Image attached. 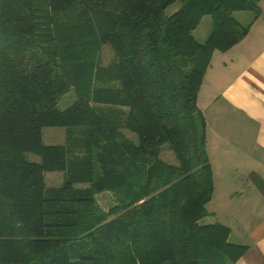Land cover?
Instances as JSON below:
<instances>
[{"label": "trees", "instance_id": "trees-1", "mask_svg": "<svg viewBox=\"0 0 264 264\" xmlns=\"http://www.w3.org/2000/svg\"><path fill=\"white\" fill-rule=\"evenodd\" d=\"M259 11L258 0H0V264H236L248 245L202 223L214 182L197 97L213 53L249 32L234 14ZM46 128L64 141L46 145Z\"/></svg>", "mask_w": 264, "mask_h": 264}, {"label": "crops", "instance_id": "crops-1", "mask_svg": "<svg viewBox=\"0 0 264 264\" xmlns=\"http://www.w3.org/2000/svg\"><path fill=\"white\" fill-rule=\"evenodd\" d=\"M258 2L260 11L256 20L251 12H239L249 13L241 14L244 21H239L242 25L250 24L249 32L229 51L213 53L197 97L206 121L205 148L213 172L214 194L208 206L215 198L214 166L219 165L222 181L226 180L223 186L238 189L226 193L224 204L238 203L249 194L261 204L262 217L249 229L246 243L228 226L231 243L248 245L236 264H264V0ZM246 134H250L248 150L241 145ZM231 163L238 166L237 173L243 174L235 182L227 181ZM108 196L112 207L109 193L98 195V204L99 198L106 203ZM209 213L203 224H223L215 221L217 211Z\"/></svg>", "mask_w": 264, "mask_h": 264}, {"label": "rangeland", "instance_id": "rangeland-1", "mask_svg": "<svg viewBox=\"0 0 264 264\" xmlns=\"http://www.w3.org/2000/svg\"><path fill=\"white\" fill-rule=\"evenodd\" d=\"M181 7L180 2H176L170 7H168L165 11L166 15H171L176 12ZM241 14H249V13H241ZM240 13H235L234 18L239 22L240 20L244 21V17H241ZM211 32V18L210 16H205L201 20L199 26L194 30L193 35L195 39L199 43H204L208 38ZM102 63L106 66L112 58V53L109 49L105 48L102 52ZM76 101V95L74 91H69L66 95L61 97L57 103V108L61 111L69 108ZM129 137L133 139L135 142L137 138L134 134L128 133ZM245 140L241 143L243 145V149L246 150L250 147V134L245 135ZM43 141L46 145H60L64 141V132L61 129L57 128H46L43 129ZM242 147V146H241ZM28 159L31 161L38 162L39 158L35 155L29 154L27 155ZM163 159L169 163H174V159L172 154L168 150L163 151ZM220 164V162H218ZM215 168V181H216V193L214 201L207 208L209 212L217 211L215 215V221H219L223 223V225L229 226L232 231L243 241H247L246 234L249 229L255 225L262 217L260 212L261 204L257 200L256 197H253L251 194L246 195L241 200H238V203H231V205H226L223 203L225 199L226 193L229 191H233L237 189V187L225 188L224 183L226 180L222 181V173L220 172V165L214 166ZM238 166H235L231 163L230 165V173L227 174V181L235 182L238 177H242V173H237ZM218 171L220 173H218ZM224 178V176H223ZM45 181L47 185L52 187L61 186L64 182V177L61 173H46ZM241 183V182H239ZM236 185V183H235ZM238 190V189H237ZM256 198V199H255ZM110 196H108V201L104 203L103 198H99V205L106 210L111 207V203L109 202ZM105 204V205H104ZM264 213V212H263Z\"/></svg>", "mask_w": 264, "mask_h": 264}]
</instances>
